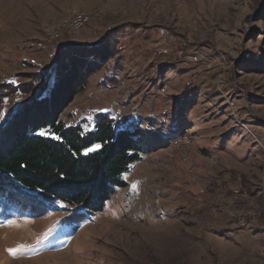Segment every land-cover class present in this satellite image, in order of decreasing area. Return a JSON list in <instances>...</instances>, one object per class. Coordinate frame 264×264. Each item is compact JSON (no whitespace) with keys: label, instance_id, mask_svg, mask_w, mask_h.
Instances as JSON below:
<instances>
[{"label":"rangeland","instance_id":"1","mask_svg":"<svg viewBox=\"0 0 264 264\" xmlns=\"http://www.w3.org/2000/svg\"><path fill=\"white\" fill-rule=\"evenodd\" d=\"M49 72L60 120L122 119L143 159L80 225L65 205L0 223V264H264V0H0V140Z\"/></svg>","mask_w":264,"mask_h":264},{"label":"trees","instance_id":"2","mask_svg":"<svg viewBox=\"0 0 264 264\" xmlns=\"http://www.w3.org/2000/svg\"><path fill=\"white\" fill-rule=\"evenodd\" d=\"M114 51L106 44L94 54L109 61L116 55ZM70 64L73 85L66 90L68 101L84 90L83 80L88 75L85 70L90 62L73 56ZM92 64L91 68L97 66ZM39 75L34 76V81ZM40 82L36 103L31 100L27 103L29 107L21 106L14 114L17 126L8 130L10 121L2 130L7 134L0 140V223L21 215L45 216L65 205L76 208L67 224L80 225L102 212L115 190L127 187L125 177L143 159L145 136L125 125L124 120L106 114L90 124L86 121L65 124L60 120L62 109L51 101L56 86L50 72ZM12 85L6 87L7 92L22 91L20 86ZM47 101L55 108L51 107L42 119L33 123L28 115L32 110L36 113ZM41 130L54 136H40Z\"/></svg>","mask_w":264,"mask_h":264},{"label":"snow or ice","instance_id":"3","mask_svg":"<svg viewBox=\"0 0 264 264\" xmlns=\"http://www.w3.org/2000/svg\"><path fill=\"white\" fill-rule=\"evenodd\" d=\"M2 116H3V113L0 112V117H2ZM38 134L40 136H45V135H52V136H54V134L53 133H50L48 130H41ZM55 138L58 139V137H55ZM96 147H99V145H97ZM125 179H127V177H125ZM131 187H132L133 190H136L137 184L133 183ZM8 223L9 224H13L14 221H9ZM23 247L24 246H19V247L14 248V249H9L8 251H9L10 254L15 255L16 253H18L19 251H21Z\"/></svg>","mask_w":264,"mask_h":264},{"label":"bare ground","instance_id":"4","mask_svg":"<svg viewBox=\"0 0 264 264\" xmlns=\"http://www.w3.org/2000/svg\"><path fill=\"white\" fill-rule=\"evenodd\" d=\"M78 18H80V20L78 21H74V20H77ZM89 16L85 15V14H78V15H75L74 18L72 19V24L75 26V27H81L83 25H86V23L89 21ZM70 21V20H69ZM68 24V23H67ZM80 29V28H79ZM182 137L184 136H180L179 139H182ZM178 139V140H179Z\"/></svg>","mask_w":264,"mask_h":264},{"label":"built area","instance_id":"5","mask_svg":"<svg viewBox=\"0 0 264 264\" xmlns=\"http://www.w3.org/2000/svg\"><path fill=\"white\" fill-rule=\"evenodd\" d=\"M78 20H80V18H78L77 20H74V21H78ZM70 27H72V26H70ZM173 141H174V144L175 145H182V144L186 143V138L184 136V137H182V140H175L174 139Z\"/></svg>","mask_w":264,"mask_h":264}]
</instances>
